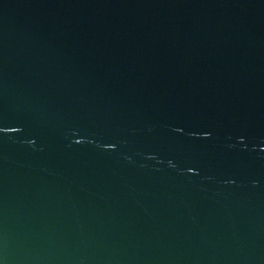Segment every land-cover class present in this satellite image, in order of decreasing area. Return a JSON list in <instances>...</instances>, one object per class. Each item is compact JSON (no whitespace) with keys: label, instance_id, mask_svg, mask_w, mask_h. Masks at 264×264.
I'll use <instances>...</instances> for the list:
<instances>
[{"label":"water","instance_id":"obj_1","mask_svg":"<svg viewBox=\"0 0 264 264\" xmlns=\"http://www.w3.org/2000/svg\"><path fill=\"white\" fill-rule=\"evenodd\" d=\"M0 264H264V0H0Z\"/></svg>","mask_w":264,"mask_h":264}]
</instances>
